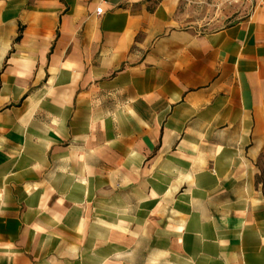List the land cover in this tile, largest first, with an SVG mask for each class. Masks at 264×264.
Here are the masks:
<instances>
[{"label":"crops","instance_id":"obj_1","mask_svg":"<svg viewBox=\"0 0 264 264\" xmlns=\"http://www.w3.org/2000/svg\"><path fill=\"white\" fill-rule=\"evenodd\" d=\"M179 4L0 0V264H264V0Z\"/></svg>","mask_w":264,"mask_h":264},{"label":"rangeland","instance_id":"obj_2","mask_svg":"<svg viewBox=\"0 0 264 264\" xmlns=\"http://www.w3.org/2000/svg\"><path fill=\"white\" fill-rule=\"evenodd\" d=\"M243 0H180V22L202 28H219L246 12Z\"/></svg>","mask_w":264,"mask_h":264},{"label":"built area","instance_id":"obj_3","mask_svg":"<svg viewBox=\"0 0 264 264\" xmlns=\"http://www.w3.org/2000/svg\"><path fill=\"white\" fill-rule=\"evenodd\" d=\"M243 1H247V3L250 5V6H255L256 5V0H243ZM97 12L98 13H101L102 12V7H97Z\"/></svg>","mask_w":264,"mask_h":264}]
</instances>
